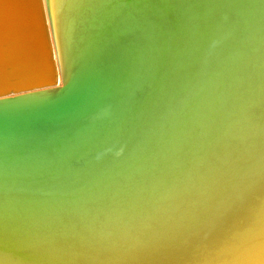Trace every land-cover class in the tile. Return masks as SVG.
<instances>
[{
	"label": "bare ground",
	"instance_id": "bare-ground-1",
	"mask_svg": "<svg viewBox=\"0 0 264 264\" xmlns=\"http://www.w3.org/2000/svg\"><path fill=\"white\" fill-rule=\"evenodd\" d=\"M262 173L264 0H0L4 264H264Z\"/></svg>",
	"mask_w": 264,
	"mask_h": 264
},
{
	"label": "snow or ice",
	"instance_id": "snow-or-ice-1",
	"mask_svg": "<svg viewBox=\"0 0 264 264\" xmlns=\"http://www.w3.org/2000/svg\"><path fill=\"white\" fill-rule=\"evenodd\" d=\"M258 186V193L261 201H264V173H262L257 179L256 183ZM244 211L243 219L247 221L250 213V209L246 208L243 204L240 206H233L231 208H222L223 213L222 221L230 215H235L236 213ZM9 244V242H8ZM5 239L0 238V264H4L3 255L5 251ZM10 246V244H9ZM17 252H21L20 249L10 246ZM79 255H86L87 253L80 252ZM143 258L137 261L130 262V264H194L190 260V253L187 251L179 250L168 245H163L155 251L142 254Z\"/></svg>",
	"mask_w": 264,
	"mask_h": 264
},
{
	"label": "water",
	"instance_id": "water-1",
	"mask_svg": "<svg viewBox=\"0 0 264 264\" xmlns=\"http://www.w3.org/2000/svg\"><path fill=\"white\" fill-rule=\"evenodd\" d=\"M17 2H18V5L16 6V8L15 7L13 8V12L17 13L19 15V17H18L19 20L16 23L15 27L18 31L20 30L18 35H20L21 37H23V36L26 37L27 34L28 35L30 34V33H27L28 31L32 33V30H33V33H34V30H35V32H36V30H39L41 23H39L38 14H35V9H34L35 7L34 6H31L29 3L26 2V4L28 5L27 7L31 6L30 8L32 10H30V8H28V10L24 11L23 4L19 1H17ZM19 13L22 14V17L20 16ZM27 13H29V14L26 15ZM4 14H6V12ZM5 16H7V15H5Z\"/></svg>",
	"mask_w": 264,
	"mask_h": 264
}]
</instances>
